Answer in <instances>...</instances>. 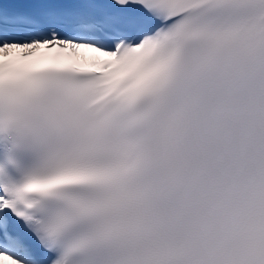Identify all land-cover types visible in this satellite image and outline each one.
Instances as JSON below:
<instances>
[{"label":"snow or ice","instance_id":"obj_1","mask_svg":"<svg viewBox=\"0 0 264 264\" xmlns=\"http://www.w3.org/2000/svg\"><path fill=\"white\" fill-rule=\"evenodd\" d=\"M0 264H264V0H0Z\"/></svg>","mask_w":264,"mask_h":264}]
</instances>
